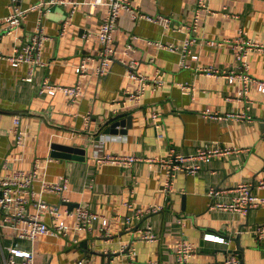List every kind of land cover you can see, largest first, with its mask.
Returning a JSON list of instances; mask_svg holds the SVG:
<instances>
[{
	"label": "crops",
	"instance_id": "0c3cea01",
	"mask_svg": "<svg viewBox=\"0 0 264 264\" xmlns=\"http://www.w3.org/2000/svg\"><path fill=\"white\" fill-rule=\"evenodd\" d=\"M41 1L0 0L1 54L9 55L17 44L29 42L40 27L50 37L42 52L44 65L31 81L27 80L31 65L15 67L0 59V176L20 169L30 172L40 161L36 193L41 192L43 181L56 182L67 176L69 188L63 195L46 191L43 198L63 211L90 207L108 219L111 235L101 220L90 231H79L76 219L70 217L68 236L44 233L34 239L20 237L26 219L9 221V211L0 203V261L17 246L34 253V264H177V246L184 238L199 248L188 264H223L226 246L204 240V234L211 232L232 238L230 247L243 249L245 264H264V241L258 243L256 234L257 226L264 224V204L247 214L232 213L211 209L208 194L211 187H220L227 191L220 200L229 202L236 193L228 191L249 183L253 193L264 198L260 187L264 180V93L254 88L249 95L251 103H247L241 83L201 72L206 67L223 71L238 66L232 45H209L207 40L243 38L264 43V0H209L214 13H204L197 29H192L197 0H129L140 13L170 21L156 23L124 12L114 34L117 59L111 73L84 79V95L78 101L63 93L40 94L38 89L46 77L55 84L76 85V67L84 57H94L92 62L99 63L101 44L96 33L107 10L99 6L91 14L88 5H79L63 36L72 5L55 4L46 11H30L13 34H6L2 19L13 6L27 8ZM89 31L93 35L86 39ZM189 36L195 42L184 58L182 49ZM167 45L180 49L171 51ZM247 60L252 75L264 79V51L251 52ZM124 61H134L149 78L164 72L165 85L149 89L141 105L116 116L112 103L139 87L129 78ZM179 83L189 84L191 89H183ZM228 96L235 101H227ZM207 109L247 112L252 120L215 121L204 117ZM155 111L161 113L157 121L152 117ZM15 116L22 118L24 147L15 142ZM156 122H160L159 128ZM212 142L233 144L245 151L213 158L203 163L196 175L179 173L171 194L165 191L166 174L158 165L139 162L123 168L99 166L96 160L105 153L167 157L172 148L189 154ZM55 144L84 149L85 159L53 156ZM22 194L29 199L24 212L35 213L29 191ZM150 205L164 209L142 221L134 220L135 227L127 229L125 217ZM148 225L157 236L155 241L141 237L139 231ZM130 247L135 248L134 256ZM18 260L19 264L24 261Z\"/></svg>",
	"mask_w": 264,
	"mask_h": 264
},
{
	"label": "built area",
	"instance_id": "2783aa9c",
	"mask_svg": "<svg viewBox=\"0 0 264 264\" xmlns=\"http://www.w3.org/2000/svg\"><path fill=\"white\" fill-rule=\"evenodd\" d=\"M197 11L195 20L193 22V28L197 29L200 17L206 14H213L214 11L209 4V0H197ZM55 4L72 5L71 16L64 21V28L62 35L72 21V14L79 8V5L86 4L89 6V12L95 13L97 7L103 6L106 8V16L100 26V29L96 33L101 44V50L99 52V63L95 64L92 61L94 57H84L76 67L78 74V82L76 85H59L53 83L48 77L44 78L40 84L38 92L40 94L56 95L63 93L71 97L72 101H78L84 95L83 81L88 77H105L112 71L113 63L116 61L117 48L115 46L114 34L118 27V22L121 15L124 12L131 14L133 18H146L152 22H160L162 20L170 21L168 18L163 17H151L140 13L133 7L129 0H85L84 2H73L67 0H42L41 2L31 5L27 8H20L13 6L9 15L2 19L6 27V34H13L15 30L24 22L28 13L34 10L46 11L49 6ZM186 29V27H181ZM93 33L91 31L85 34V38L89 39ZM50 39L45 35L42 27L32 36L31 40L26 43H19L9 55H3L0 53V59H7L13 66L18 67L20 65H31V71L27 80H33L36 70L44 65L42 59V52L45 42ZM195 39L187 37L184 41L182 49L183 57L185 58L188 53H191V46L194 44ZM209 45H232L235 50L238 66L231 70H219L215 67H206L201 69L202 73H206L209 76H224L229 83L239 82L242 84V95L246 99L247 103H251L249 95L251 91L256 88L258 91L264 93V79L257 78L252 75L250 71V64L247 60L249 54L254 51H264V43L253 41L252 39L237 38L235 40H207L205 41ZM161 45V43H159ZM132 45H129L131 49ZM162 46V45H161ZM167 49L171 51H177L180 47L175 45H167ZM128 50L125 51L127 55ZM129 67V78L139 83V87L134 91H128L126 97L121 100H116L112 103L114 114L117 116L124 111L135 109L137 106L143 103L146 92L149 89H161L165 85V73L158 71L153 78L147 77L143 72L139 71L134 66V61L128 63L124 61ZM183 89L190 90L191 85L179 83ZM227 101H235V97L228 96ZM204 117L219 121V120H234V121H251L252 117L247 112L239 111H227L220 113L207 109L203 112ZM160 112H153L152 117L155 121L160 119ZM159 123L156 122L157 128ZM13 131L16 135V145L18 147H24L25 145V131L22 127L21 116H15ZM242 149L235 145H223L220 142H212L204 146L198 147L195 152L189 154H183L177 152L176 149H170L167 157H139L133 154H100L97 157V164L99 166L113 165L123 168H130L139 162H147L149 164H155L164 169L166 174L165 191L171 194L175 189L176 179L179 173H186L188 175H196L203 163H207L213 158H223L238 156ZM40 161L35 163L32 171L27 172L22 169L14 171L7 176H0V186L3 189V195L0 196V203L2 208L9 211V221H13L20 218L26 219L25 231L20 234V237L36 238L40 234L52 233L55 235L68 236L69 225L67 219L74 217L76 219V229L79 231H90L93 228V224L97 221L104 223V228L107 229V235L110 236V225L106 217L94 212L90 207H78L75 210L63 211L59 205H53L48 203L43 197L46 191H55L59 194L69 188V178L67 176L56 182H42V190L40 193H36L34 190L35 183L39 179ZM252 184L241 183L232 190L228 191L236 193L232 197L231 201L224 202L220 200V197L226 193L225 189L220 187H211L209 190V196L211 199L210 208L218 209L221 211H227L232 213H249L252 209L261 207L264 204V198L253 193ZM260 187L264 188V180L261 181ZM29 191L30 200H33L34 206L37 211L33 214L25 213V209L29 204V199L23 196L22 192ZM129 207H132V202L129 201ZM164 209L162 205H150L146 209L137 208L132 214L125 217L126 228L132 230L135 227L134 220L142 221L151 213H157ZM50 218V220L47 219ZM183 225H185L183 223ZM141 237L145 241H155L157 239L156 234L153 231V227L148 225L144 230L139 231ZM257 242L264 241V224L258 225L257 230ZM204 240L223 244L226 246V257L223 264H242L241 258L237 250L231 249L232 238L226 237L219 233L207 232L204 234ZM131 248L132 255L136 254L135 248ZM199 252L198 246L187 239H181L177 246V264H188L193 257ZM34 253L25 251L15 246L10 249V255L4 261H0V264H19L18 258H23L24 261L21 264H34ZM80 264L82 262H79Z\"/></svg>",
	"mask_w": 264,
	"mask_h": 264
},
{
	"label": "water",
	"instance_id": "95a60500",
	"mask_svg": "<svg viewBox=\"0 0 264 264\" xmlns=\"http://www.w3.org/2000/svg\"><path fill=\"white\" fill-rule=\"evenodd\" d=\"M53 147L55 150L53 152V156L67 158V159H75V160L85 159L86 150L84 149L69 145H63V144H55ZM237 240H239V238ZM242 251L243 249L241 247H239V249L237 250L241 258V263L245 264Z\"/></svg>",
	"mask_w": 264,
	"mask_h": 264
}]
</instances>
